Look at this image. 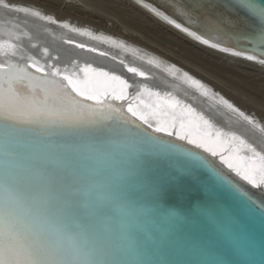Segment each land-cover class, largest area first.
Here are the masks:
<instances>
[{
  "label": "snow or ice",
  "instance_id": "1",
  "mask_svg": "<svg viewBox=\"0 0 264 264\" xmlns=\"http://www.w3.org/2000/svg\"><path fill=\"white\" fill-rule=\"evenodd\" d=\"M238 3L264 22V6L255 0ZM0 10L31 11L11 0H0ZM4 24L0 19V31ZM18 47L0 41L5 57L14 56ZM43 51L47 56L48 49ZM234 55L257 58L243 51ZM106 97L107 93L85 90L71 75L51 64L41 65L34 57L20 62L0 59V139L12 141L22 131L36 130L41 137L67 138L113 160L114 189L98 194L109 205L100 214L104 234L116 225L126 239V248L106 247L100 231L66 215L72 204L65 201L61 208L57 203L56 167L33 161L28 135L23 148L4 153L8 161L26 166V174L9 171L0 176V264H264V203H257L196 150L217 156L218 149L208 140L191 138L183 126L176 130L174 124L149 120L132 104L125 113L123 106L115 107ZM239 115L253 123L243 112ZM205 135L212 137L210 131ZM232 139L236 147L221 160L243 181L261 188L264 152L238 137ZM148 221L157 222L159 229Z\"/></svg>",
  "mask_w": 264,
  "mask_h": 264
},
{
  "label": "bare ground",
  "instance_id": "2",
  "mask_svg": "<svg viewBox=\"0 0 264 264\" xmlns=\"http://www.w3.org/2000/svg\"><path fill=\"white\" fill-rule=\"evenodd\" d=\"M11 2L31 10L28 14L0 10V19L5 21L0 41L19 46L14 56L8 54L13 60L20 62L34 57L41 65L51 64L53 69L58 67L62 73L71 75L85 90L107 93L106 98L117 108L131 102L149 120L174 124L176 130L183 126V131L191 138L208 140L216 147L218 155L215 157L224 167L227 165L221 156H228L236 147L233 136L264 152V131H261L264 117L258 112L264 108L259 105L261 110H257L255 102L251 107L248 94L241 93L227 80L229 75L236 74L252 75L264 82V64L259 60H248L245 56L238 57L233 51H223V44H228L231 38L239 40L251 27L248 19L237 14L223 0ZM100 2L118 6L129 13L132 17H123L128 19L126 21L132 19L154 28L171 47L150 38L148 42L153 45L143 44L137 29L125 26L130 36L121 32L123 36L114 29L100 27L95 21L78 16L77 12L83 10L82 4L96 11ZM36 12L39 16L33 15ZM16 36L20 38L16 39ZM80 44L84 47H79ZM45 48L48 49L47 56L43 51ZM8 57L0 53V59ZM131 68L137 71H129ZM193 81H198L203 87H198ZM204 91L208 92L207 96ZM122 92L126 94L125 99H115ZM224 101L231 104L232 109ZM233 109H239L253 123L249 124ZM209 131L212 137L205 135ZM217 133L221 134L219 138H216ZM28 135L32 136V142L27 151L33 161L51 163L56 167L59 184L57 203L61 208L65 201L72 204L66 215L78 217L100 231L104 235V246L126 248V239L119 226L113 225L110 233L104 234L106 226L100 214L109 205L98 194L111 193L114 189L117 170L113 160L94 155L86 145H78L67 138L49 139L41 137L36 130H27L18 133L12 141L0 139V176L9 171L21 176L26 174V166L8 161L4 153L11 147L23 148ZM250 186L255 190L264 189V186ZM154 222L147 223L154 226Z\"/></svg>",
  "mask_w": 264,
  "mask_h": 264
},
{
  "label": "rangeland",
  "instance_id": "3",
  "mask_svg": "<svg viewBox=\"0 0 264 264\" xmlns=\"http://www.w3.org/2000/svg\"><path fill=\"white\" fill-rule=\"evenodd\" d=\"M98 5H100L99 6V8H98V10H96L95 11V8L93 9V8H91V7H86L84 4H82V6H83V10H80V11H78L77 13L79 14H77L78 16H81L82 18L84 17L85 19L84 20H86L87 18L89 19V20H91V21H95V24H97L98 26H100V27H107L106 29H109V30H113V31H117V33H119V34H121V35H123L124 36V34H125V36H126V34L127 33H129V32H127V31H129V30H126L127 29V27L129 28H134V29H137V31H139V33L141 34V36H140V38L142 39H139V40H141V41H143L144 43L143 44H150L149 46H151V45H153V43H151V42H148V40H149V38L150 39H154L157 43H160V45H166L167 47L169 46V47H171V44H167V42H166V40L163 38V35L162 34H157V32H156V30L154 29V28H152V27H150L149 25H147L146 23H143L142 22V24L141 23H139V22H133V21H131L132 19H129V21H126V20H128V19H124L123 17H129V13H127V12H125L122 8V10L120 9V7H118V6H115V7H113L112 5H110V4H108V3H104V4H102V2H100ZM101 5L103 6V8L101 7ZM105 6V7H104ZM112 7V8H111ZM118 7V8H117ZM65 7H63V9H64ZM89 8V9H88ZM86 10V11H85ZM101 10V11H100ZM115 10V11H114ZM118 10H120V11H118ZM122 11H124V12H122ZM73 12H75V11H73ZM91 12H93V13H91ZM119 12V13H118ZM121 12V13H120ZM127 13V14H126ZM110 14H111V17H110ZM119 14V15H118ZM125 14H126V16H125ZM115 16H117V20L115 19V21H114V18H115ZM119 16L123 19V22H122V20H121V18H119ZM130 17H132L131 15H130ZM129 17V18H130ZM94 19H96V20H94ZM104 19V20H103ZM119 19L121 20V21H119ZM124 21H126L125 23H124ZM112 22V23H111ZM133 22V23H132ZM117 23V24H116ZM124 23V24H123ZM132 23V24H131ZM102 26H101V25ZM135 24V25H134ZM140 24L142 25V26H140ZM144 24V25H143ZM106 25V26H105ZM108 25V26H107ZM124 25V26H123ZM145 25H147V27L145 26ZM125 26H127V27H125ZM133 26V27H132ZM135 26V27H134ZM114 27V28H113ZM117 29V30H116ZM118 29H120V30H118ZM146 30V31H145ZM120 31V32H119ZM152 31V32H151ZM121 32H124V34L123 33H121ZM146 32V33H145ZM148 33L150 34V35H148ZM152 33V34H151ZM130 34H131V32H130ZM157 34V35H156ZM127 35H129V34H127ZM130 36V35H129ZM159 36V37H158ZM147 39V41H145ZM164 39V40H163ZM160 51V50H159ZM162 51H164V50H162ZM232 76H234V77H232ZM251 76V77H250ZM253 77H255V76H252V75H246V76H239V75H236V74H231V75H229V77H227L226 79L228 80V82H230L233 86H236L237 87V89L238 90H240L241 91V93H245L246 95L248 94V97L250 98V100L252 101V103H251V107H253L254 106V104L255 103H257V104H255V106H257V110H261L260 109V107L261 108H264V82H262V80H260V78H258V77H255V78H253ZM252 81V82H251ZM261 81V82H260ZM264 81V80H263ZM239 87V88H238ZM255 102V103H254ZM254 103V104H253ZM259 105H260V107H259ZM259 112V114L261 113L262 115V117H264V110L262 109L261 111H258Z\"/></svg>",
  "mask_w": 264,
  "mask_h": 264
},
{
  "label": "water",
  "instance_id": "4",
  "mask_svg": "<svg viewBox=\"0 0 264 264\" xmlns=\"http://www.w3.org/2000/svg\"><path fill=\"white\" fill-rule=\"evenodd\" d=\"M223 1L229 4L237 14L242 15L243 17L248 19V21L251 24L250 29H248L247 32L244 33L239 40H236L235 38H231V41L228 44H223L225 45L223 47L229 48L233 52L243 51L248 55H253L257 57L255 60H259V61L264 60V22H261L258 17L252 15L249 11H247L242 5L238 3V0H223ZM255 3L264 6V0H255ZM95 94H97V92H95ZM129 104H131V102H129ZM127 105L128 102H126V104H124L123 107L125 112H127ZM128 114L130 115V113ZM164 138L177 139V142L184 143L188 147L195 148L194 145H188L187 141H179L178 138L176 137H167L165 135ZM229 148L230 146L227 149ZM196 150L200 151L203 155L207 156L211 161H213L214 166L222 175L228 176L229 179L233 181V183L237 184V186H239L243 191L247 192L249 196H251L254 200L257 201V203H264V190L262 189L255 190L252 186H250V184H248L246 181H243L241 178L236 176L234 172H231L230 169L224 167L222 163L219 161V159H216L215 156H212L208 152H205L204 149H196ZM154 223H156L154 224V227L159 229L158 223L157 222ZM257 229H259L258 225H257Z\"/></svg>",
  "mask_w": 264,
  "mask_h": 264
}]
</instances>
